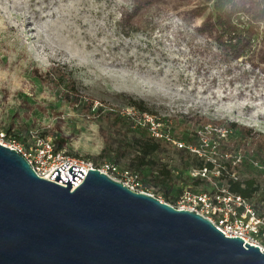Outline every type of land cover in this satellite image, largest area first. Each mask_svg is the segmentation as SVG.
I'll list each match as a JSON object with an SVG mask.
<instances>
[{
    "label": "rangeland",
    "instance_id": "rangeland-1",
    "mask_svg": "<svg viewBox=\"0 0 264 264\" xmlns=\"http://www.w3.org/2000/svg\"><path fill=\"white\" fill-rule=\"evenodd\" d=\"M257 2L237 0L241 11L234 17L253 33L243 52L230 56L206 21L213 0H156L141 8L133 0H0V132L9 128L6 141L15 138L25 147L37 135L54 145L61 141L67 155L113 161L137 172L144 188L170 204L166 197L179 189H212L222 183L214 179L219 160L213 146L201 149L204 161L215 163L204 178L191 175L197 152L162 140L151 157L155 163L137 169L141 129L121 113L138 111L131 99L141 100L143 112L161 119L169 137L184 145L185 131L212 129L199 127L198 117L264 135V16L253 17ZM110 111L128 121L107 118ZM127 144L117 160L100 156L105 149L119 154ZM239 170V178L256 179L259 188L249 201L264 215L263 170Z\"/></svg>",
    "mask_w": 264,
    "mask_h": 264
},
{
    "label": "water",
    "instance_id": "water-1",
    "mask_svg": "<svg viewBox=\"0 0 264 264\" xmlns=\"http://www.w3.org/2000/svg\"><path fill=\"white\" fill-rule=\"evenodd\" d=\"M67 164L45 179L0 144V264H264L201 214Z\"/></svg>",
    "mask_w": 264,
    "mask_h": 264
},
{
    "label": "trees",
    "instance_id": "trees-1",
    "mask_svg": "<svg viewBox=\"0 0 264 264\" xmlns=\"http://www.w3.org/2000/svg\"><path fill=\"white\" fill-rule=\"evenodd\" d=\"M156 0H133V5L138 8L145 7ZM257 4L259 8L254 13L253 17L259 20L264 16V0H258ZM241 7L237 6V0H213L212 8L209 12V17L206 20L207 23L212 22L213 28L220 34L216 42L218 46L225 50L227 55H230L241 50L243 52L244 46L247 42L251 40V35L253 33L252 25L249 23L241 22L238 17H234L238 11H241ZM240 9V10H239ZM246 43L244 44V41ZM75 104H80L82 102L81 97H75L73 99ZM92 102L86 106L87 110H90ZM131 105L136 106L138 111H147L141 100H132ZM113 117L116 121L128 120L120 116L119 114L112 113L111 111L106 113V117ZM190 120H194L190 117ZM196 122H199V127L205 126L207 124H213L212 129H194L187 130L183 135V139L186 144L192 148L197 149L199 152L193 153L194 162L197 168L207 167L209 170L213 168L215 164L212 159L204 161L203 155H201V149L205 150V146H214L217 150V158L219 160L218 176L214 179L221 180V185L227 187V189L235 194H239L244 198L250 199L258 191V183L256 179L252 176L247 178H239L236 174H239L240 166H244V169L252 172V170H263L264 172V135L258 132H253L252 128L245 125H239L235 122L224 123L222 121H212L204 117H198ZM224 125V129H222ZM218 129L223 131L224 136H220ZM10 129H6V133L9 134ZM6 138H7V134ZM8 139V138H7ZM182 139V138H181ZM206 140L209 141V145H206ZM55 148L59 149L60 143L55 142ZM128 144L125 145L123 151L119 154L114 153L110 155V150L102 151L100 156L107 155L113 160L121 155H125L129 148ZM162 149V144L159 141H155L144 129H141L139 137L135 139L134 153L137 160V169H142L145 166H152L155 161L151 160L152 156H155ZM188 149L189 148H183ZM242 156V157H240ZM115 157V158H114ZM162 174L170 182V171L168 169L162 170ZM170 188L165 186V196H167ZM181 192L179 189L178 193ZM167 200L174 202V197Z\"/></svg>",
    "mask_w": 264,
    "mask_h": 264
},
{
    "label": "built area",
    "instance_id": "built-area-1",
    "mask_svg": "<svg viewBox=\"0 0 264 264\" xmlns=\"http://www.w3.org/2000/svg\"><path fill=\"white\" fill-rule=\"evenodd\" d=\"M131 120L133 127L144 129L151 138L156 140L172 142L177 148H191L194 152L197 149L184 145L178 140L169 137V131L162 126L158 117L140 111H127L121 113ZM220 136H224L221 129H218ZM4 132H0V144L16 150L32 166L37 175L50 179L54 168L68 162L66 169L71 165L79 166L86 172L88 169H98L113 179L120 181L133 191L154 195L150 190L142 186L141 179L137 172L121 169L118 164L110 160H103L94 163L91 160L70 156L55 148L54 143L41 136H33L28 147L17 142L15 138L6 141ZM214 148V146H213ZM207 167L193 169L192 176L207 177ZM62 173V172H61ZM218 175V172H217ZM197 177V178H198ZM155 196V195H154ZM158 199L163 201L159 196ZM168 203V202H167ZM174 204L177 208L195 211L206 217L226 237H240L243 242L258 246L264 251V215H260L249 199L239 194L230 192L224 185H214L212 189H191L185 188L174 196ZM170 204V203H169Z\"/></svg>",
    "mask_w": 264,
    "mask_h": 264
}]
</instances>
